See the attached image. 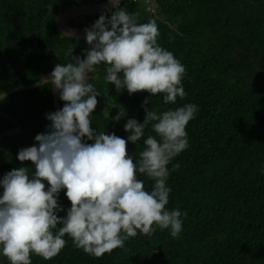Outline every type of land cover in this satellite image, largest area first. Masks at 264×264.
Masks as SVG:
<instances>
[{"label":"trees","instance_id":"trees-1","mask_svg":"<svg viewBox=\"0 0 264 264\" xmlns=\"http://www.w3.org/2000/svg\"><path fill=\"white\" fill-rule=\"evenodd\" d=\"M104 1L0 0V91L37 84L56 64L84 58L87 41L64 37L55 19L60 9ZM156 2L126 0L121 7L140 23L157 22L158 43L185 66V97L165 104L162 94L151 98L147 92L116 93L101 64L89 73L102 93L91 120L97 130L127 139L124 124L133 118L143 123L145 100L151 99L149 109L161 112L189 103L198 106L186 128L188 148L168 165L167 208L187 213L183 230L177 238L159 228L138 233L101 257L77 248L66 236L57 256L33 254L32 264H264V0ZM101 15L69 25L90 28ZM70 46L73 55L67 56ZM0 110L22 126L20 134L0 143L2 178L13 169L33 167L16 157L47 130L46 114L56 111L54 92L47 85L18 92L0 103ZM119 110L127 116L117 123L112 116ZM13 129L15 125L0 116V136ZM145 132L137 145H127L135 158L147 135H155L151 125ZM138 178L151 190L152 179ZM59 202L66 210L71 207L63 192Z\"/></svg>","mask_w":264,"mask_h":264},{"label":"clouds","instance_id":"clouds-1","mask_svg":"<svg viewBox=\"0 0 264 264\" xmlns=\"http://www.w3.org/2000/svg\"><path fill=\"white\" fill-rule=\"evenodd\" d=\"M108 3L114 10L84 29L90 46L84 58L56 64L38 82L58 93L64 105L46 114L47 130L18 153L22 164L30 161L33 167L22 166L0 178V255L9 264H32L33 254L51 259L65 247L66 236L77 248L101 257L138 233L159 228L177 238L183 230L182 216L187 213L167 208L168 165L188 148L186 128L198 106L189 103L161 112L149 109L151 99L145 100L143 123L133 118L124 124L127 139L92 125L102 93L90 82L89 73L101 64L116 93L147 92L151 98L162 94L165 104L186 95L185 66L158 43L157 22L140 23L121 7V0ZM63 36L72 40L74 33ZM73 51L70 46L65 55ZM6 98L0 91V103ZM126 116L119 110L112 121L119 123ZM149 125L155 135H147L135 158L127 145H137ZM140 175L154 181L151 190ZM61 192L71 202L67 210L59 202Z\"/></svg>","mask_w":264,"mask_h":264},{"label":"water","instance_id":"water-1","mask_svg":"<svg viewBox=\"0 0 264 264\" xmlns=\"http://www.w3.org/2000/svg\"><path fill=\"white\" fill-rule=\"evenodd\" d=\"M124 1L126 0H121V4ZM152 1L155 2V0H152ZM112 10L114 9H111V6L109 5L108 0L104 2H97L94 4L75 6V7H71L68 9H61L55 19L56 26L62 34L72 32L74 33V36L72 37L73 39L86 40V34H85L84 29L75 28V27L73 28L70 25H68V23L74 19L85 18L88 16H96L99 14H105ZM48 75L50 74H46L44 76H48ZM42 86L44 85L38 86V83H37L31 86H23V87L14 88L4 93H6V97H9L15 93L22 92V91H28V90H34ZM54 101H55L56 111L61 109L59 94L56 92H54ZM0 116L5 117L6 119L11 121L15 125V129L6 131L0 136V143H1V141L4 138L13 137V136L20 134L22 131V126L18 121H16L14 118L9 116L7 113L2 112L1 110H0Z\"/></svg>","mask_w":264,"mask_h":264},{"label":"rangeland","instance_id":"rangeland-1","mask_svg":"<svg viewBox=\"0 0 264 264\" xmlns=\"http://www.w3.org/2000/svg\"><path fill=\"white\" fill-rule=\"evenodd\" d=\"M152 10H153V11H156V9H152ZM79 19H81V18H79ZM79 19H78V20H79ZM45 184H46V186H47V182H46V181H45ZM0 264H9V262H8V260H7L6 257L0 255Z\"/></svg>","mask_w":264,"mask_h":264},{"label":"flooded vegetation","instance_id":"flooded-vegetation-1","mask_svg":"<svg viewBox=\"0 0 264 264\" xmlns=\"http://www.w3.org/2000/svg\"><path fill=\"white\" fill-rule=\"evenodd\" d=\"M61 10V9H60ZM79 19V18H78ZM78 19H74V20H71V21H75L74 23L77 24L78 23ZM69 25V24H68Z\"/></svg>","mask_w":264,"mask_h":264},{"label":"bare ground","instance_id":"bare-ground-1","mask_svg":"<svg viewBox=\"0 0 264 264\" xmlns=\"http://www.w3.org/2000/svg\"><path fill=\"white\" fill-rule=\"evenodd\" d=\"M70 22H71V21H70ZM70 22H69V23H70ZM69 23H68V24H69Z\"/></svg>","mask_w":264,"mask_h":264}]
</instances>
